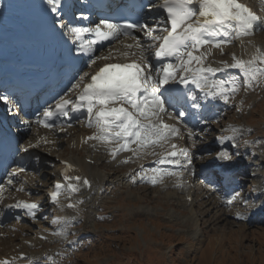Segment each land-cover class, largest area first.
I'll return each mask as SVG.
<instances>
[{
    "label": "snow or ice",
    "instance_id": "obj_1",
    "mask_svg": "<svg viewBox=\"0 0 264 264\" xmlns=\"http://www.w3.org/2000/svg\"><path fill=\"white\" fill-rule=\"evenodd\" d=\"M41 7L51 15L53 29L58 30L70 45L69 54L74 53L88 70L79 72L67 91L53 103L43 107L34 120L20 116L18 106L13 112V100L9 95L0 94V103L10 114L20 117L25 130H31L35 123L51 131L60 122L59 129L63 131L65 127L73 126L74 119L83 122L80 121V115L86 113L87 127L94 129V132L85 142L94 141L93 148L97 145L104 146L113 159L120 153H131L122 161L124 164L144 156H159L154 161L155 165H172L177 169L158 166L145 168L141 164L140 170L131 177L133 183L139 177L142 182L155 186L174 178L176 186H181L184 171L192 164V156L187 148L171 143L174 138H182L181 129L176 124H181L186 116L199 114L209 101L220 100L229 104L242 87L245 90L254 89L264 81V49L251 41L248 46L254 48V52L249 59H242L233 53L231 63L221 61V66L214 67L213 62H209L212 55L210 49H220L223 55L224 47L233 41L239 40L244 48L245 37L264 31V20L240 0H155L147 5L149 13L154 14L153 23H149L147 19L118 22L103 18L87 26L78 22L89 21V15L82 11L77 15L73 11L74 6L65 0H41ZM134 33H142L144 41ZM121 37L135 41L134 44L124 45L126 49L138 50L125 51L121 55L126 59L129 56L136 59L125 63L115 62L116 57L112 55L111 47L108 48V55L96 54L98 45L121 41ZM153 60L156 64L152 63ZM98 61L105 63L100 66ZM229 69L236 70L237 75L226 78L217 76ZM176 86H182V89ZM180 101H183L185 107L177 110L176 105ZM242 103L237 105V112L242 110ZM166 119L175 120L176 124H168ZM199 122L206 124L209 121L201 117ZM242 131L244 130L229 125L223 132L231 135H219L216 140L222 147L226 141H232V146L238 147L237 134ZM187 135L195 144V137L201 133L189 128ZM42 139L45 144L50 142L47 138ZM248 143L245 141V144ZM40 144L41 140L35 143L29 140L20 150L28 153L31 148L39 147ZM157 148L164 149V152H156ZM209 155H212L211 152ZM233 160L234 155L227 150H219L213 157V163L218 162L217 166L222 172L231 167ZM62 163L64 171L61 176L64 182H57L55 189L49 193L51 203L61 210L63 207L59 197L62 194H67L66 198L71 201L72 194H78L82 186L91 187L88 179L69 175L75 171L70 163ZM21 173L27 175L24 166L13 169L7 181L0 182V204L4 202L6 186L14 185V178ZM218 179L226 177L218 176ZM23 190V186L16 189L18 192ZM240 196L236 192L223 198L222 202L232 206L240 200ZM242 202L247 206V201ZM83 203V200L69 202L65 207L77 209ZM7 208L20 210L35 221L40 205L17 200L7 204ZM261 208L264 209V205ZM3 214L0 211V216ZM20 218L19 215L16 216L17 220ZM237 218L246 219L239 212ZM52 224L62 226L53 234L66 239L68 234L65 229L71 226L72 221L57 218L52 220ZM41 239L46 237L42 236ZM17 259L29 258L21 255L11 260H0V264H16ZM46 259L50 264H56L53 257L48 256ZM29 264H32L30 259Z\"/></svg>",
    "mask_w": 264,
    "mask_h": 264
},
{
    "label": "rangeland",
    "instance_id": "obj_2",
    "mask_svg": "<svg viewBox=\"0 0 264 264\" xmlns=\"http://www.w3.org/2000/svg\"><path fill=\"white\" fill-rule=\"evenodd\" d=\"M259 6L261 7V3ZM252 40L262 43L264 42V35L257 33L248 41ZM233 44L231 43V45ZM115 50L114 48L113 53ZM131 51L134 50H129V52ZM103 54L108 55L109 53L107 51ZM112 55L122 56L121 53ZM228 56L229 54L225 53L220 59L225 60ZM86 70L85 68L84 71ZM241 102H243L242 110L237 112L236 105H240ZM208 121L206 124H200L203 125L202 128L194 130V132L201 133L200 136L195 137L197 144L205 142L204 144L207 145L208 141L214 143L223 129L229 125L240 123L247 127L249 135L236 141L238 144L237 152L231 153L234 155V163L240 161V157L244 158L249 152L255 150L256 154L262 155L258 156L256 161L264 171V81L254 89L245 90L242 87L235 99L227 104L216 117ZM79 130L78 128L71 132L73 138ZM207 132L210 136L207 135ZM181 133L182 139L183 136H187L186 127H182ZM40 134L41 130L33 124L29 130V135L20 139L21 145L29 140L33 143L41 140L43 143L42 138L46 137H41ZM49 137L47 138L49 143L31 148L32 152H29L28 157L32 158V164L27 175L20 174L13 188L3 194L4 200L22 196L38 203L41 207L37 217L38 222L25 221L0 227V254H9L18 250L25 251L21 246L25 247L26 241H29L28 238L31 235L34 236L38 229L43 234L52 233L49 231V227L52 226H48V224H52V220L57 218L62 220L61 212V215L53 212L51 216H48L47 210L49 208L43 203L44 192L51 176V157L61 155L63 158L69 159L72 154H77L75 152L79 151L81 159H89L87 149L82 146L77 151L75 141L73 142L70 138L63 135L55 137L53 133ZM55 140L59 144H56ZM179 140L182 141L180 138ZM184 141L189 148L191 145L196 147L191 140L188 142V139H184ZM245 141L249 142L247 147L250 149L245 146ZM201 144L197 146V149L201 148ZM73 146L75 150L72 148ZM197 149H191L192 153L199 152L197 156L201 159H207L206 161H212V158L220 150L219 148H210L212 150L210 156L209 153ZM205 149L207 148L205 147ZM237 153L238 155H236ZM103 159H105L104 155ZM39 160H44L43 162L48 165V168L37 169ZM106 161V159L104 161L97 160L96 164H91V174L106 173L112 176L114 173L106 187H102L101 196H98L99 198L92 203V209L88 210V214L90 215L91 212V216H87L86 207L82 210L79 209L74 215L77 219L65 229L67 233H70L68 239L62 237L63 240H61L59 236L53 234L62 227L56 225L52 235L40 240L42 243L40 244L39 241L37 248L31 251L37 253L53 251L55 252L53 256L59 260V264H264V221L247 222L244 219L245 222H237L233 218V214L238 209L247 218L251 209L250 204L255 202L254 199L250 198L247 206H244L243 203L242 207L239 205V202L246 201L247 198L245 197H248L247 193L252 189L251 172L247 171L245 175L238 176L239 179L247 180L249 183L242 182V189L234 193L231 192L232 195L239 192L240 198H244L236 204L234 203L232 208L224 203L223 205H213L210 199L217 197L218 194L219 197H224L228 194L223 195L221 193H227L230 190L223 191L220 186L216 185V181L211 182L204 176L195 177L192 186L194 202L193 207H191L192 211L194 210V217L195 215L197 217H195V226L188 221L187 209L181 208L182 194L174 193V191L176 192L174 188L165 190V184L153 186L151 183L142 182L139 177L133 183L131 177L135 176L136 172L129 176L127 170L121 169L115 163ZM215 166L216 164L213 169ZM238 183L239 181H234L233 184L230 182L232 186L238 185ZM21 186L24 190L16 191ZM189 193L188 197H190ZM216 193L217 195L212 196ZM254 198L256 201L260 199V197L256 198L255 196ZM216 216L220 219L214 220ZM200 219L201 221H199ZM32 225H37V227H32ZM193 231L197 233L198 240L202 241H193L191 235ZM225 233H231V235L228 234L229 237H223L222 235ZM189 244L193 246L191 252L188 250ZM47 256H51V254L47 253Z\"/></svg>",
    "mask_w": 264,
    "mask_h": 264
},
{
    "label": "bare ground",
    "instance_id": "obj_3",
    "mask_svg": "<svg viewBox=\"0 0 264 264\" xmlns=\"http://www.w3.org/2000/svg\"><path fill=\"white\" fill-rule=\"evenodd\" d=\"M7 1L8 0H0V9L3 7V6H5V5H7ZM152 18L153 17H149V16H147V15H145V19H147V21L149 22V23H153V21H152ZM82 25H83V23H82ZM134 35H136L138 38H140L141 39V41H144L143 40V34L142 33H134ZM262 35H264V34H262ZM235 42H239L238 44H236V45H234L233 46V48H232V51H233V53H235L238 57H240V58H242V59H249L250 58V56L253 54V52H254V48H252V47H250V46H248V41L247 42H244V44H245V47L244 48H242L241 47V42L239 41V40H236V41H233L232 43H235ZM254 45H256V46H258V47H260V48H262V49H264V42H262V43H260V42H257V41H255V40H252L251 41ZM111 43V42H110ZM109 43V44H110ZM124 43H129V44H134L135 43V41H133V40H131V39H126V40H121V41H118V42H115V44H114V46L115 47H117L116 49L117 50H119V53L117 52V51H115L114 53L115 54H120L121 53V51H122V48H123V44ZM108 44V45H109ZM231 45V44H230ZM229 46V45H228ZM227 46V47H228ZM227 47H224V49H223V53L226 51V48ZM112 49H114V48H112ZM135 48H133V49H127L128 50V52H129V50H134ZM210 51H211V53H212V55L209 57V62H213L212 63V66H214V67H217V66H221L220 65V62H218V60H217V58H219V57H217V58H215V59H213L212 57H215V56H219V55H221V53H220V49H210ZM98 52H100V51H98ZM97 52V53H98ZM113 52H112V54H114ZM233 53H231L229 56H228V58L226 59V61H228L229 63H231L232 62V60H231V55L233 54ZM228 55V54H227ZM222 58V57H221ZM224 58V57H223ZM130 59V58H129ZM95 67V66H94ZM83 68H86V66H85V63H84V65H83ZM82 68V69H83ZM87 69V68H86ZM87 71V70H86ZM232 72L233 73H235L234 72V69H232ZM77 77V76H76ZM75 77V78H76ZM75 78H74V80H73V82L75 81ZM72 82V83H73ZM7 94V93H6ZM220 102H222V101H220ZM0 105H2V103H0ZM17 106L19 107V105H17L16 104V106L14 107L16 110H17ZM210 108H206L205 110H203L204 112H206V111H208ZM193 116V115H192ZM189 117H191V116H189ZM189 117H188V119H189ZM201 117V116H200ZM208 118L210 117L209 115L207 116ZM187 125H188V128H191L190 127V125L188 124V123H186ZM195 127H197V126H195ZM195 127H192V128H195ZM191 128V129H192ZM83 130V129H82ZM90 131H93L92 129L90 130ZM26 134V133H25ZM85 134H86V132H85ZM230 135H231V133H230ZM83 137H84V135H82V138L80 139V138H76V140H75V148L77 149V151L80 149L79 148V146H82L83 144L82 143H84V141H83ZM187 137H188V135H187ZM181 140H182V138H180ZM176 140V139H175ZM177 141V145L179 146V147H181V146H183L182 145V143H179V141L178 140H176ZM55 142L56 143H58V141L57 140H55ZM189 142H190V140H189ZM228 142H230V141H226L225 142V144H227ZM95 142L94 141H89V146H93V144H94ZM197 144V143H196ZM225 144L223 145V147L217 142V146H218V148L220 149V150H223V148H225ZM231 145H233V142L231 143ZM23 147V146H22ZM191 147H192V150L193 149H195L192 145H191ZM21 149V148H20ZM85 149H87L88 150V148L87 147H85ZM159 149L160 148H157L156 149V152H158V153H160L159 152ZM49 150V149H48ZM47 150V151H48ZM192 150H190L189 152H190V154H191V156H193L194 157V155L195 154H197V152L196 153H192ZM95 153H97V154H94V152ZM195 151V150H194ZM199 151V150H198ZM163 152H164V149H163ZM21 153H23L22 151H21ZM75 153H77V154H72V156H71V158H69V159H67V160H69V161H71V162H73L74 164H76L78 167H80V169H81V171L83 172V174L84 175H86V176H89L90 178H91V183H92V186H91V188L90 189H84L83 187H81V189H80V192L78 193V194H75V197H77L78 199H82L84 202H85V206H86V213H87V216L88 217H90L91 216V212H90V215L88 214V210H91L92 209V207H93V205H92V203H94V201H96L99 197L97 196L98 194H99V192L101 191V189H102V187H106V185L108 184V182H109V180L111 179V177L114 175V173L112 174V176H110V175H108V174H106V173H101V174H98V173H94V174H91V167H92V165H91V163H93L94 162V164H96V162H97V160H107L108 162H110V163H118L119 162V160H116V161H114L115 159H117V158H119L120 156H130L131 155V153H128V152H123V153H120L115 159H113L109 154H108V150L104 147V146H101V145H97V147L96 148H92L90 151H87V154H89V159H87L86 158V160H87V163H85V159L83 158V159H81V154L79 155V151L78 152H75ZM104 154H108V157L107 158H105V159H103V155ZM57 157H59V156H57ZM159 158V156H146V158H141V159H133V160H131V162H134V164H132V167H131V171H130V175L132 174V173H134L135 171H139L140 170V165L141 164H143L144 165V167L145 168H151V167H154V166H158V167H162V168H167L169 165H155L154 164V161L156 160V159H158ZM197 159V158H196ZM106 161V162H107ZM217 164H218V162H217ZM217 164H216V166H217ZM244 164V162H242V163H239V162H236V163H231V167H229L228 169H232V170H239V167L241 166V165H243ZM102 165V164H101ZM203 165H205V164H199V166H198V168L200 167V166H203ZM208 165V167L210 168L212 165L211 164H207ZM215 166V167H216ZM133 168L134 169H136L134 172H133ZM96 171V170H95ZM128 172V171H127ZM238 172H240V171H238ZM237 172V173H238ZM199 172H197L196 174H198ZM219 173H221V171H219ZM253 173H255V174H253L252 175V178H253V185H252V188L254 189V191L256 190V189H258V187H261L262 189H264V187H262V185H261V178H262V176L260 175V174H258V172H257V170L255 171V172H253ZM117 174V173H116ZM129 175V176H130ZM134 175V174H133ZM190 172H189V170L188 171H186V172H184V175H183V177L185 178V179H182V180H184V182H182V184L181 185H185V183H186V179H187V181L190 179ZM198 175H200V173L198 174ZM51 178V177H50ZM49 178V179H50ZM229 180H231V179H229ZM226 182V181H225ZM165 183V182H164ZM174 183H175V181H174ZM166 184V183H165ZM226 186H232L230 183H226L225 184ZM163 186V185H162ZM167 188H168V184H166L165 185ZM6 187H8V188H10L11 186H6ZM159 187H160V185H159ZM178 187V186H177ZM180 188H181V186H179ZM233 187V186H232ZM160 189V188H159ZM165 189V188H164ZM94 191V194L95 195H93L92 197L90 196V193H91V191ZM161 190V189H160ZM175 190H176V192L174 191V193H178V194H182V198H181V208H185V209H187V212L189 213V216L187 217L188 218V221L190 222V223H192V224H194L195 223V219L197 218L196 217V215H195V217H194V213H193V211H192V208L191 207H193V202H194V198H193V196H191V194L188 192V190H186V189H183V190H178L177 188H175ZM234 190V189H233ZM188 193H189V195H190V197L192 198V200H191V202L190 203H187V201H185V198L186 197H188ZM168 195V194H167ZM232 194L230 193V194H228V195H225L224 197H219V196H217V197H213V198H210L211 199V202H213V205H216V204H222L223 205V202H222V199L223 198H225V197H229V196H231ZM170 196V195H169ZM204 196V195H203ZM202 196V197H203ZM206 197V196H205ZM256 198H257V196H255ZM208 198V197H207ZM206 198V199H207ZM261 198H264V195H262V196H260V199ZM80 199V200H81ZM201 199V198H200ZM209 199V198H208ZM207 199V200H208ZM176 200V199H175ZM201 201V200H200ZM205 201V200H204ZM210 201V200H209ZM208 202V201H207ZM206 202V203H207ZM237 202H239V201H237ZM242 202V201H241ZM261 202H262V200H260V202H259V204H261ZM264 205V204H263ZM94 209V208H93ZM140 210V209H139ZM61 212H62V215H66V216H70L71 214H73L74 212L72 211V210H60ZM184 211H186V210H184ZM253 211H255V209H253L252 210V212L250 213V216L248 217V220H253V218L251 217V214L253 213ZM241 213V211L238 209L237 210V212L235 213V216H236V218H237V213ZM60 213V212H59ZM64 213V214H63ZM227 213V212H226ZM208 215V214H207ZM247 215V214H246ZM243 216H245V215H243ZM208 217V216H207ZM216 219H214V220H219L220 218L218 217L217 218V216L215 217ZM260 218H262V217H259L258 219H260ZM185 220V219H184ZM199 221H201V219L199 220ZM210 221V220H209ZM195 226H196V224H194ZM230 225V224H229ZM188 226V225H187ZM193 226V225H192ZM240 228V227H239ZM221 233V232H220ZM232 233V232H231ZM231 233H225L224 235H222L223 237L225 236V237H229V235H231ZM237 233V232H236ZM229 234V235H228ZM36 235V237L34 238V236ZM192 235V239H193V241H197V242H199V241H202V240H198V237H196L197 236V233L196 232H194L193 231V233L191 234ZM201 235V234H200ZM203 235V234H202ZM201 235V236H202ZM34 236H30L29 238H28V240L30 241L29 243L30 244H33V246L35 247V246H37L39 243V241H40V239L38 238V234L37 233H35L34 234ZM232 237V236H231ZM34 238V239H33ZM222 239V238H221ZM27 240V239H26ZM25 240V241H26ZM224 240V239H223ZM25 241H24V244H25ZM27 242V241H26ZM23 244V243H22ZM33 246H30V247H27V245L25 244V247H23V246H21V248H24L25 249V251H23V253H26V254H29V259L31 260V262H32V264H35V261H37V263L38 262H40V260H41V256L39 255V256H34L35 254H33L31 251H29ZM192 247L193 246H191L190 244L188 245V250H189V252H191V251H193V249H192ZM19 251H22V250H19ZM42 254V253H41ZM46 254V253H45ZM51 254V253H50ZM17 256V254L15 255V256H13V257H16ZM23 262V261H22Z\"/></svg>",
    "mask_w": 264,
    "mask_h": 264
}]
</instances>
